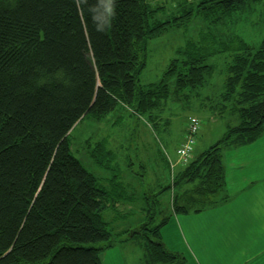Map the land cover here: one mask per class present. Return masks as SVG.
<instances>
[{
	"label": "trees",
	"instance_id": "obj_1",
	"mask_svg": "<svg viewBox=\"0 0 264 264\" xmlns=\"http://www.w3.org/2000/svg\"><path fill=\"white\" fill-rule=\"evenodd\" d=\"M167 3L0 0V264H103L104 251L122 233L140 247L144 264H183V257L161 239L167 216L159 196L172 189L174 212L208 207V195L225 182L224 150L250 144L262 133L264 37L255 46L238 33L216 43L210 33L231 18L234 23L247 11V0H201L178 15L157 17ZM193 16L211 27L187 39L157 82L141 84L147 40ZM224 51L230 58L218 107L212 104L217 93L207 91L213 66L206 59ZM170 98H200L205 107L206 99L214 110L228 105L239 121L190 158L200 119L189 116L178 143L195 119L186 162H176L177 147L173 168V160L165 159L168 184L144 197V221L113 231L103 212L118 201L108 199L110 192L70 152L69 132L84 116L101 119L117 104L156 128ZM91 153L102 166L111 165L113 152L102 142ZM175 165L180 168L172 173ZM191 182L193 188L174 193L175 186Z\"/></svg>",
	"mask_w": 264,
	"mask_h": 264
},
{
	"label": "rangeland",
	"instance_id": "obj_2",
	"mask_svg": "<svg viewBox=\"0 0 264 264\" xmlns=\"http://www.w3.org/2000/svg\"><path fill=\"white\" fill-rule=\"evenodd\" d=\"M200 1L189 0L184 2V6L182 0H175L172 4L168 0L165 8H161L157 13V17L178 15L182 12V7L194 8ZM177 3H181L180 6H176ZM245 8L247 11L240 13L234 23L231 18L221 28L210 32L217 40L216 43L220 40L227 42L229 36L238 33L248 43L259 45L264 37V0H247ZM208 27L211 26L206 20L193 16L185 25L171 26L162 34L149 38L146 42V62L138 75L139 82H157L168 63L179 56V50L187 39L194 36L198 30H204L200 34L203 35ZM228 54V51H224L206 59V63L213 66V73L207 79V91L217 93L212 104L217 102L218 107L221 104L217 95L222 90L225 61L230 58ZM168 103L164 119L156 122V128H152L144 117L132 114L124 105L117 104L112 112L101 119L84 116L69 132L70 152L98 178L99 184L110 192L108 199L118 201L117 206L109 205L103 212L104 218L111 221L113 231L139 227L144 221L147 213V206L143 208L144 197L153 195L168 184L165 159H176L175 151L189 116L200 119L190 158L196 157L214 144L223 136L229 125H236L239 121L238 115L227 105L228 102H225L227 108L223 107V110L210 108L206 99V107L203 106L200 104V98L181 101L170 98ZM96 142H102L113 152L110 166H102L92 155L91 150ZM255 144L264 148V127ZM234 156L238 157V154ZM160 197L166 212L169 194L164 193ZM125 237L126 234L122 233L115 241L116 245L104 251L103 264H123V260L125 264H141L140 247L124 240ZM172 243L179 245L175 240Z\"/></svg>",
	"mask_w": 264,
	"mask_h": 264
},
{
	"label": "crops",
	"instance_id": "obj_3",
	"mask_svg": "<svg viewBox=\"0 0 264 264\" xmlns=\"http://www.w3.org/2000/svg\"><path fill=\"white\" fill-rule=\"evenodd\" d=\"M256 141L224 150L225 182L208 195L212 203L208 207L174 212L171 189L165 192L169 194L165 212L159 196L167 216L161 239L168 250L183 257V264H264V148L254 145ZM179 168L175 165L172 173ZM166 169L168 182L169 167ZM193 187L192 182L184 183L175 186L174 193ZM140 263L144 264L143 258Z\"/></svg>",
	"mask_w": 264,
	"mask_h": 264
},
{
	"label": "built area",
	"instance_id": "obj_4",
	"mask_svg": "<svg viewBox=\"0 0 264 264\" xmlns=\"http://www.w3.org/2000/svg\"><path fill=\"white\" fill-rule=\"evenodd\" d=\"M196 129H197L196 121L195 119L191 118L188 124L187 131L184 136V142L177 148L178 158L176 162H179L182 164L186 162L188 153L194 141V134H195Z\"/></svg>",
	"mask_w": 264,
	"mask_h": 264
}]
</instances>
